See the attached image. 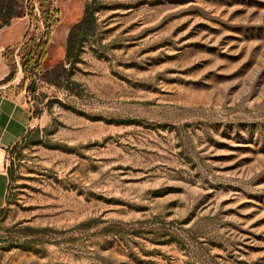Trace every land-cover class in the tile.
I'll return each mask as SVG.
<instances>
[{
    "label": "rangeland",
    "instance_id": "1",
    "mask_svg": "<svg viewBox=\"0 0 264 264\" xmlns=\"http://www.w3.org/2000/svg\"><path fill=\"white\" fill-rule=\"evenodd\" d=\"M25 1L0 264H264V0ZM86 8L59 84L20 83L23 35L49 70Z\"/></svg>",
    "mask_w": 264,
    "mask_h": 264
},
{
    "label": "trees",
    "instance_id": "2",
    "mask_svg": "<svg viewBox=\"0 0 264 264\" xmlns=\"http://www.w3.org/2000/svg\"><path fill=\"white\" fill-rule=\"evenodd\" d=\"M47 0H38L40 7V16L46 29L49 28V22L46 19V13L43 9ZM26 8H29V13L33 15V0L25 1ZM23 15V6L19 0H0V28L9 23L14 17ZM35 19V18H34ZM92 19V13L88 8L84 9L81 19L74 24L67 36L64 58L49 70H43L42 64L47 56V46L49 41L48 33L43 32L40 36L34 37L28 33L23 35V39L19 47V64L23 77L20 83H24L26 79L34 80L40 78L46 83L58 85L59 81L65 76V63L73 56L75 49V38L79 31L88 29ZM8 49L6 48L3 57L6 58ZM15 63H10V70L7 76L2 80L10 81L16 73Z\"/></svg>",
    "mask_w": 264,
    "mask_h": 264
},
{
    "label": "crops",
    "instance_id": "3",
    "mask_svg": "<svg viewBox=\"0 0 264 264\" xmlns=\"http://www.w3.org/2000/svg\"><path fill=\"white\" fill-rule=\"evenodd\" d=\"M7 44L0 43V83L9 71L2 56ZM18 79L0 84V209L5 204L9 183L6 152L21 139L31 122L25 95L22 91H14Z\"/></svg>",
    "mask_w": 264,
    "mask_h": 264
}]
</instances>
